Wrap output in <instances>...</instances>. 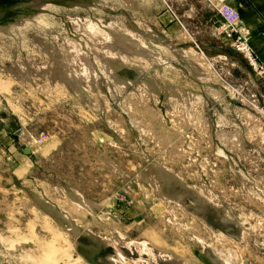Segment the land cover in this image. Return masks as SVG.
Wrapping results in <instances>:
<instances>
[{"label": "rangeland", "instance_id": "374dc122", "mask_svg": "<svg viewBox=\"0 0 264 264\" xmlns=\"http://www.w3.org/2000/svg\"><path fill=\"white\" fill-rule=\"evenodd\" d=\"M12 1L0 0V129L10 136L0 145V264H264V99L251 96L261 84L230 41L216 50L193 25L179 46L199 72L165 46L154 48L161 65L101 49L105 70L72 20L124 27L131 9L135 38L146 27L167 35L152 21L161 0ZM74 40L97 61L99 78L79 84L85 95L37 74ZM103 154L125 176L108 175ZM157 167L166 203L149 180ZM74 187L93 197L92 213L104 209L76 210Z\"/></svg>", "mask_w": 264, "mask_h": 264}, {"label": "bare ground", "instance_id": "6f19581e", "mask_svg": "<svg viewBox=\"0 0 264 264\" xmlns=\"http://www.w3.org/2000/svg\"><path fill=\"white\" fill-rule=\"evenodd\" d=\"M100 3L101 5H105L106 1L100 0ZM93 5L98 6L100 4L84 3V5H79V7H93ZM34 6L41 9L47 8L49 10V5H46L44 3L36 4L35 2ZM127 12V19L125 18L123 20V23L125 24L124 27H119L118 24H116L115 22H111L105 29L101 26L98 27V24L96 25V22H93L91 20H88L87 22L85 21L84 23L77 18L72 20V24L82 28L84 34L86 33L94 47L98 48L96 49V55L99 56V62L105 67V70H108L109 68L108 58L113 59L115 62L118 61L125 63L126 60H130L132 62L133 60H135L136 56H139L142 58L141 62L148 61L157 65H161L164 62L165 57L163 56V54H160V52H158L154 48H157V46H165L169 49L170 53H173L174 57H178L179 55L184 56L183 60L184 63H186V65L188 66V68L193 67L199 72L196 58H191L190 56H188L187 52H189V50L179 47V44L177 45L173 41V39L167 37L166 35L158 34L150 28H147L146 30H141L139 28V32H141L142 35L138 33L140 38H135L134 34L138 31H136V27L131 24V19L134 20V22L136 21V23H138V21L134 15L132 16L133 13L131 11L127 10ZM31 18L33 17H30L26 20H18L16 22V25L24 24V21L26 22ZM142 36H144V39ZM100 40H102L103 42L99 43ZM150 40H152V42ZM86 43L88 44L89 42L86 41ZM120 45L121 47H118ZM62 46L63 57H61L60 61L54 57L55 60L53 64L47 67H41V69L37 71V74L43 77H47L50 81H56L57 83H65L68 87H72L78 90L82 95H85L86 88H83L82 90V87L79 84L90 80L96 81L99 78V74L96 71L95 67L97 61L92 59V57L87 52L81 50L82 43L78 40H74L73 42L65 41L63 42ZM41 48L46 56H52L51 46L41 44ZM84 48L85 47H83L82 49ZM101 49L109 51V53H107L108 58L101 53ZM70 51H75L76 55L74 57L77 56V58H70V56H68ZM14 72L17 73V71ZM17 74L18 76H20V78L22 77L20 73ZM157 168L158 169L156 171H151L149 175L150 181H152L156 177V173H159V171H164V169H162L161 167ZM151 185L154 191L156 192V195H161L163 198L169 199L168 195H164L161 193L162 191H159V188L162 185L161 183H158V181L155 180L151 182ZM73 200L76 201V203L81 204L83 207H86L89 211H95V208L93 206H95L96 204H94V202H86L83 198L79 197H73ZM62 216L68 222L70 221L67 215L62 214Z\"/></svg>", "mask_w": 264, "mask_h": 264}, {"label": "crops", "instance_id": "0c3cea01", "mask_svg": "<svg viewBox=\"0 0 264 264\" xmlns=\"http://www.w3.org/2000/svg\"><path fill=\"white\" fill-rule=\"evenodd\" d=\"M161 1L162 2L158 3L159 10L156 11V13H154L153 15L154 20L152 19L153 23L155 24L153 25L155 29L162 30L164 33L167 34L166 35L167 37L169 36V38L173 39V41L178 45L181 44L182 42V40L180 41L179 39H183L184 35H187L188 38L192 40V36L194 34H191L189 30H192L193 25L195 28L201 27L202 31L205 34V37H207L206 39L210 42H213L211 43L210 46L212 48L214 47L216 50H217V45L215 44H217V41H220L219 42L220 46H222V43L225 44L226 41L229 40L228 37L224 36L225 35L224 32L223 31L221 32V27L225 23V21L223 15L220 14L218 8L220 7L221 4H226L228 6H231L239 13L238 28L240 33L242 34V36H244L247 39L251 49L255 51L258 58L264 61V0H173V1L161 0ZM206 2L209 4V6H206L207 4L203 5V3ZM141 8L144 10L143 14L141 12L142 11ZM194 8H195V12H194ZM138 9H139V14L141 13V16L145 20L146 19L151 20L152 17L149 15V13H147V8L146 6H144V4L138 7ZM129 11L133 13L132 16L134 15L136 17L133 10L130 9ZM147 28H150L154 32L160 34L152 27L141 28V30L142 29L146 30ZM188 49H192V47ZM232 102L234 104L238 103L236 100H232ZM0 119L2 123L4 122V120H6L5 118L2 117ZM8 136L9 134H7V131L1 128L0 145L4 146L3 149L5 148L8 149L7 148L8 143L6 141L8 139ZM4 137L6 140H4ZM13 137H15L14 134ZM15 139L19 140V136L15 137ZM29 151L32 152L31 149ZM24 153L26 154L25 151ZM131 155L132 153H130L129 156ZM102 156H104L105 158L100 159V161L103 162V160L106 159L107 163H109L107 164L108 175L109 173L112 175L114 173H117L118 175L125 176L120 168L119 169L116 168L114 170L115 166L110 165L111 161L108 159L106 154H103ZM4 161L5 160H3V163L5 164ZM162 173L165 172L163 171ZM72 193L73 196L74 195L81 196L86 202H91V203L94 202L93 197L88 195L89 193L87 191L83 193L81 190L74 187V189H72ZM169 201L170 200L168 199L161 200V202L164 203ZM73 204L77 206L76 210L80 211L81 213H85L87 217L91 215H96L98 211L104 209V208L102 209V207H99V205L97 204L96 207L97 212L92 213L86 207H83L81 204H78L76 202L75 203L73 202ZM61 210L67 212V214L71 217V219L76 225L81 226L79 223L76 222V219H74L73 216L70 215V213H68V211L64 209ZM105 224L106 223H103V225Z\"/></svg>", "mask_w": 264, "mask_h": 264}, {"label": "built area", "instance_id": "2783aa9c", "mask_svg": "<svg viewBox=\"0 0 264 264\" xmlns=\"http://www.w3.org/2000/svg\"><path fill=\"white\" fill-rule=\"evenodd\" d=\"M206 6H209V4ZM221 15L224 17L225 23L222 25L221 30L224 32L225 36L228 37L231 47L235 52L241 53L243 58L246 60L248 66L251 67L253 73L257 77L261 84L262 92L252 94L251 96L257 99V97H263L264 99V61L260 60L253 51L247 41V39L242 36L238 28L239 13L231 6L226 4H221L218 8ZM47 133L42 132V134L35 138V142L41 144L46 139Z\"/></svg>", "mask_w": 264, "mask_h": 264}, {"label": "water", "instance_id": "95a60500", "mask_svg": "<svg viewBox=\"0 0 264 264\" xmlns=\"http://www.w3.org/2000/svg\"><path fill=\"white\" fill-rule=\"evenodd\" d=\"M20 133H21V130H20V129H19V130H16L14 136H15V137H18V136L20 135ZM29 150H30L29 147H28V148H25V152H26V153H28Z\"/></svg>", "mask_w": 264, "mask_h": 264}, {"label": "trees", "instance_id": "16d2710c", "mask_svg": "<svg viewBox=\"0 0 264 264\" xmlns=\"http://www.w3.org/2000/svg\"><path fill=\"white\" fill-rule=\"evenodd\" d=\"M9 1V0H8ZM11 2H13L12 0H10Z\"/></svg>", "mask_w": 264, "mask_h": 264}]
</instances>
